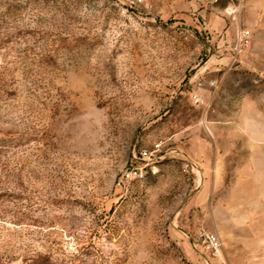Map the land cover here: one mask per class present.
<instances>
[{"label": "rangeland", "instance_id": "obj_1", "mask_svg": "<svg viewBox=\"0 0 264 264\" xmlns=\"http://www.w3.org/2000/svg\"><path fill=\"white\" fill-rule=\"evenodd\" d=\"M227 125H264V0H0V264H264Z\"/></svg>", "mask_w": 264, "mask_h": 264}, {"label": "crops", "instance_id": "obj_2", "mask_svg": "<svg viewBox=\"0 0 264 264\" xmlns=\"http://www.w3.org/2000/svg\"><path fill=\"white\" fill-rule=\"evenodd\" d=\"M216 131L228 132L229 135L223 136V139L228 144V150L223 151L221 148L220 136H214L216 151L213 155V162L216 165L224 163H231L238 161H232V158L239 156L241 153L239 149L235 151L230 148L232 142H243L245 147L242 151L244 157V164L247 166L248 175L244 177V188L248 196L257 195L256 188L262 189V182H264V125H227L217 128ZM225 152V153H223ZM220 171V169H219ZM222 176L220 173L214 175L212 195L213 198H220V189ZM260 189V190H261ZM213 212L220 220V209L213 207Z\"/></svg>", "mask_w": 264, "mask_h": 264}, {"label": "built area", "instance_id": "obj_3", "mask_svg": "<svg viewBox=\"0 0 264 264\" xmlns=\"http://www.w3.org/2000/svg\"><path fill=\"white\" fill-rule=\"evenodd\" d=\"M140 2H144V0H139ZM252 38V34L250 30L248 29H243L241 30L236 37V41L234 45L232 46V51L238 55L242 53L250 44ZM193 100L194 102L201 103L202 99L198 94L193 95ZM162 142H159L155 144V149L153 151H147V150H142L141 155L146 156L148 159H152L154 154L162 147ZM145 159V158H144ZM148 164V161H146ZM146 164V165H147ZM190 164L188 166L190 167ZM125 177L128 180H143L145 178V172L143 171V168L141 167H132L129 168L126 173ZM197 243L202 246V248L209 252V254L212 257L218 258L221 254V241L218 237V235L214 232H208L203 228L198 229L196 232V239Z\"/></svg>", "mask_w": 264, "mask_h": 264}]
</instances>
